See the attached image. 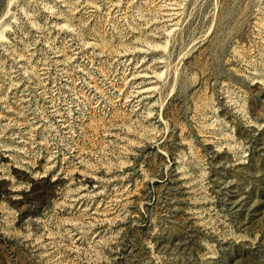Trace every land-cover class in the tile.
I'll use <instances>...</instances> for the list:
<instances>
[{
    "label": "rangeland",
    "instance_id": "rangeland-1",
    "mask_svg": "<svg viewBox=\"0 0 264 264\" xmlns=\"http://www.w3.org/2000/svg\"><path fill=\"white\" fill-rule=\"evenodd\" d=\"M0 264H264V0H0Z\"/></svg>",
    "mask_w": 264,
    "mask_h": 264
}]
</instances>
